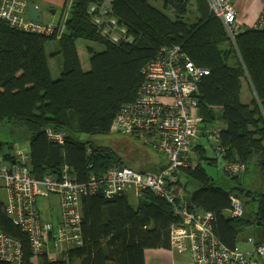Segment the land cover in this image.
<instances>
[{
	"label": "trees",
	"instance_id": "trees-1",
	"mask_svg": "<svg viewBox=\"0 0 264 264\" xmlns=\"http://www.w3.org/2000/svg\"><path fill=\"white\" fill-rule=\"evenodd\" d=\"M104 1L72 0L59 39L56 34L45 38L19 32L0 22V125L9 124L27 136L30 172L42 179L58 175L67 165L77 182L85 183L103 178L112 168H128L112 150L78 136L110 134L120 107L137 97L144 65L161 48L179 46L195 66L209 71L197 87L200 134L207 138V130L220 131L214 158L198 155L194 167L190 160L191 165L174 173L176 186L195 212L212 214V230L223 247L237 248L242 237L253 238L255 246L264 244V190L253 193L239 184V175L229 173L230 166L241 165L243 177L253 167L264 183V32L246 29L232 40L222 21L209 13L206 0H192L198 14L192 24L183 20L188 0H158L173 9L174 20L148 0H112L110 15L132 39L113 45L100 36L87 13L91 4ZM52 40L58 42L56 80L45 53L46 42ZM79 41L88 43L81 54ZM94 44L103 49L96 51ZM242 81L250 87L249 104L242 102ZM47 128L63 131L62 147L47 140ZM0 152L9 157L10 150L4 152L1 144ZM217 157L224 165L221 184L201 166V160L214 166ZM228 180L232 185L225 184ZM191 184L195 188L187 192ZM230 196L241 200V217L225 215ZM130 199L127 194L106 199L100 191L81 196L82 246L70 251L69 262L33 256L26 236L4 214L1 198L0 231L20 242L21 264H145L146 250H169L171 227L181 219L148 189Z\"/></svg>",
	"mask_w": 264,
	"mask_h": 264
},
{
	"label": "built area",
	"instance_id": "built-area-1",
	"mask_svg": "<svg viewBox=\"0 0 264 264\" xmlns=\"http://www.w3.org/2000/svg\"><path fill=\"white\" fill-rule=\"evenodd\" d=\"M206 2L210 14L222 21L232 40L246 29L264 32V8L256 24L244 28L238 21L232 0ZM111 7L112 0L91 4L87 13L92 26L110 44L131 43L126 27L110 15ZM27 9L23 0H0V22L30 35L50 38L56 34L57 39L61 37L67 16L58 25L38 23L27 18ZM141 73L143 82L135 101L120 107L112 130L123 135L153 136L152 147L165 156V168L157 173H138L115 167L103 178L92 177L88 182L78 183L69 166L63 165L58 175L36 179L30 172L27 152H12L7 159L0 152V184L6 193L4 214L26 236L33 256L69 262L70 251L82 246L81 196L100 191L106 199L124 194L137 199L144 189H148L170 204L174 214L181 219L179 224L171 227L168 250L171 254L186 255L190 264H261L257 258L264 257V244L253 245L250 252L223 247L213 233L212 214L195 212L184 202L182 189L176 186L174 173L191 165L192 143L201 132L196 94L201 78L209 71L195 66L179 46H170L161 48L155 58L144 65ZM219 131L214 128L207 135L216 145L215 150H219ZM45 135L49 142L60 147L65 143L63 131L47 128ZM230 171L235 176L245 170L241 165H234L230 166ZM42 192L59 199L60 214L56 225L42 220L39 215L36 201ZM229 199L226 216L241 217V200L236 196ZM0 261L7 264H21L23 261L20 242L1 231Z\"/></svg>",
	"mask_w": 264,
	"mask_h": 264
},
{
	"label": "rangeland",
	"instance_id": "rangeland-1",
	"mask_svg": "<svg viewBox=\"0 0 264 264\" xmlns=\"http://www.w3.org/2000/svg\"><path fill=\"white\" fill-rule=\"evenodd\" d=\"M188 1L190 3L187 7V13L183 17L184 18L183 20L186 23L192 24V23H195L196 19L198 18V14L196 12L197 7L192 0H188ZM148 2L153 7H155L156 9H158L159 11L167 15L171 20L175 19V13L173 9H171L170 7L165 8L163 2L158 1V0H148ZM209 13H210V10H209ZM212 15L214 14L212 13ZM86 44L88 43L84 41H79L77 43V47L80 51V54L81 52L84 53L85 51L84 47ZM49 45L56 49L58 48V42L55 40L49 41ZM94 45H95L96 51H101L103 49L101 45H98V44H94ZM49 49L50 51L52 50V48H49ZM51 68L55 75V69H53V67ZM59 70H60V67H59ZM54 77H58V76H54ZM242 83L245 89V93L242 92V95L244 93L245 101H247L246 104H249L250 99H251V94L249 93V89L247 86L248 82L246 83L245 81H242ZM218 125H219V122L216 123L214 127H217ZM212 130L213 129H210V130H207L206 132H211ZM78 138L81 141H85V142L91 141L95 145L105 147L109 150H112L115 153V155L119 159H121V161L126 167L136 172L138 171L139 172H154V171H157L158 168L162 167L166 163L165 156L162 153H159L153 149L151 141L144 137H139L138 135H123L119 132H115L111 130L110 134L105 135V136L89 137L85 135H80L78 136ZM198 139L199 137L196 139V141ZM203 140H205L203 143V146L205 147V150L208 151L207 157L210 159L214 158L215 154L213 153V151H211L213 150V148L210 145V144H213L214 142L212 140H209L206 137L203 138ZM196 141L194 143H196ZM194 143L192 144L194 145ZM0 144H1V149L4 152H6L7 150H13V152L18 151V150L28 152L27 151L28 150V140L23 130L15 128L9 124L0 125ZM195 162L193 159H191L192 165L193 164L196 165L197 163ZM201 166L205 170L206 174L209 177H211L215 182L220 183V184L223 183L222 178L224 177V172H223L224 165H223V161L219 157H217V162L215 163L214 166L209 165L208 162L205 160H201ZM243 179L245 181V186H244L245 188L250 187V185L254 184L257 181V173L253 167L251 168L249 167V169L244 173ZM226 184L232 185L231 181L229 180L226 182ZM258 185H260L259 182L255 184V186H258ZM194 188H195V185L191 184L187 188V192H191ZM259 193H262V192H259ZM0 198L3 200L6 199L5 190H3V188L0 189ZM36 203H37V208L40 211L39 213L41 214L42 218L49 220V221L51 220L54 223L57 216H59L60 214L58 197L55 195H49V194H45L42 192L41 195L37 198ZM8 219L10 220V218ZM56 223H54V225H56ZM238 247L241 249V251L249 250V249L252 250L253 245L249 246V244H247L245 246L243 243L239 242ZM178 257L179 258L176 259V261L174 262L175 264H187L188 262L187 256L178 255ZM156 263L157 262L155 259H151V263L150 261H148V264H156Z\"/></svg>",
	"mask_w": 264,
	"mask_h": 264
},
{
	"label": "crops",
	"instance_id": "crops-1",
	"mask_svg": "<svg viewBox=\"0 0 264 264\" xmlns=\"http://www.w3.org/2000/svg\"><path fill=\"white\" fill-rule=\"evenodd\" d=\"M24 1L27 3L28 6L30 4H34L36 6V8L41 12V15L43 17V22L58 25L63 20V18H65L66 16L68 18V13H69L68 9H70L72 0H24ZM232 4H233L234 10L237 14L238 20L244 28H250V27L254 26L256 24L258 18L260 17V14L264 8V0H232ZM27 11H28V9H27ZM52 41H54V40H52ZM55 41H57V40H55ZM49 48H52V50L50 51ZM56 51H57L56 48L51 47L49 45V41L46 42L45 53H46L47 60H48L50 75H51V78L53 80H56L55 78H57L54 76L60 75L59 68L57 65V58H53L54 52H56ZM51 67H53V69H55V75H54ZM247 86H248L249 93H250V87H249V85H247ZM242 91L245 93V89H244L243 85H242ZM244 93L242 95V102L244 104H246L247 101H245ZM203 136H204L203 133L199 134V139L196 141V143L193 145V147L202 146L204 150H194L193 147L190 150V160L193 159L194 162L197 161V159H199L198 155H200V156L202 155V156H205L206 158H208L207 157L208 151L205 150V147L203 146V143L205 141V140H203V138H204ZM210 145L213 148V150H211V151H213V153L215 154L216 145L214 143L210 144ZM12 152H13V150H10L9 155H11ZM195 163H197V162H195ZM166 165H167V162L162 167L158 168L157 171H154L151 173L159 172V170L165 168ZM192 166L194 167L195 165L193 164ZM258 176L259 175L257 174V181L260 183V185L255 186V184H257V181H256L254 184L250 185V187L246 188L248 190H252L253 193L263 192V190H264V183L261 180V178ZM243 177H244V175H243ZM243 177L239 179V184H243L245 186V181H244ZM0 189H2L1 184H0ZM255 190H257L258 192ZM254 195H256V194H254ZM5 196H6V193H5ZM1 200L3 202H5L6 199L5 200L1 199ZM130 200L134 201L135 198L133 196H131ZM38 212H40V211L38 210ZM243 214H244V210H243ZM39 215H40L42 220H44L46 222H50L52 224L56 223L59 220V216H57L56 220L53 223L51 220L49 221V220L42 218L40 213H39ZM239 242L243 243L245 246L247 244H249V246H250V245H254L255 241L253 238H250V237L249 238L242 237V238H240ZM169 244H170V240H169ZM237 248L240 249L239 247H237ZM244 252H250V249L244 250ZM178 258H179L178 255H176V254L173 255L169 251L164 250V249L146 250V252H145V264H148V261H150V263H151V259H155L157 262L156 264H175L174 262ZM257 259H258V261H260L261 264H264V257L257 258ZM72 264H78V263L75 261H72ZM187 264H190L189 258H188Z\"/></svg>",
	"mask_w": 264,
	"mask_h": 264
},
{
	"label": "water",
	"instance_id": "water-1",
	"mask_svg": "<svg viewBox=\"0 0 264 264\" xmlns=\"http://www.w3.org/2000/svg\"><path fill=\"white\" fill-rule=\"evenodd\" d=\"M27 18L29 20L34 21V22H38V23L43 22V17L41 15V12L36 8V6L34 4H30L28 6ZM197 114H198V112H197ZM123 168H124L123 166H118L119 170H122ZM239 178H242V174L239 175Z\"/></svg>",
	"mask_w": 264,
	"mask_h": 264
},
{
	"label": "bare ground",
	"instance_id": "bare-ground-1",
	"mask_svg": "<svg viewBox=\"0 0 264 264\" xmlns=\"http://www.w3.org/2000/svg\"><path fill=\"white\" fill-rule=\"evenodd\" d=\"M117 114V113H116ZM116 116V115H115ZM115 118V117H114ZM131 135H138L139 137H143L142 134H131ZM146 139L150 140L151 142L155 140V138L153 136H149Z\"/></svg>",
	"mask_w": 264,
	"mask_h": 264
}]
</instances>
